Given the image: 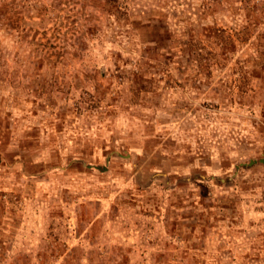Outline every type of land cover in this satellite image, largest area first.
Here are the masks:
<instances>
[{"label":"rangeland","instance_id":"1","mask_svg":"<svg viewBox=\"0 0 264 264\" xmlns=\"http://www.w3.org/2000/svg\"><path fill=\"white\" fill-rule=\"evenodd\" d=\"M0 264H264V0H0Z\"/></svg>","mask_w":264,"mask_h":264}]
</instances>
